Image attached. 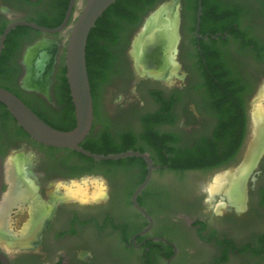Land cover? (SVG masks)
Here are the masks:
<instances>
[{
    "label": "flooded vegetation",
    "instance_id": "af4514ba",
    "mask_svg": "<svg viewBox=\"0 0 264 264\" xmlns=\"http://www.w3.org/2000/svg\"><path fill=\"white\" fill-rule=\"evenodd\" d=\"M84 2L73 0L63 31L44 33L17 25L6 35L0 50V86L58 129L75 126L72 115L61 112L66 98L63 86L67 83L64 53L73 12ZM165 2L155 0L148 8L137 6L132 21L122 24L113 40L110 36L94 40L97 93L92 127L83 139L89 137L106 148L112 143L133 142L137 150L148 154L153 167L136 201L151 218L149 229L143 232L149 220L131 202L133 191L148 171L143 158L130 156L138 159L123 164L128 171L124 183L117 181L102 197L82 203L80 198L52 190L48 196L47 191L55 184L92 173L83 172L85 164L73 153L75 150L46 146L29 137L0 102L1 158L5 163L7 153L25 157V177L36 186L35 194L48 200L45 203L52 208L34 245L26 243L31 235L23 245L9 247L11 250L0 246L11 264H92L94 252L85 256L80 250L87 242L116 245L122 250L120 257L99 252L97 258L105 262L97 260L94 264H264V153L251 170L247 168L241 207L220 199L222 193L210 196L209 190L201 197L183 198V192L162 181L165 173L180 176L223 166L243 148L247 134H251L249 107L259 76L254 66H264V19H245L242 0H201L197 25V0ZM174 2L179 40L175 57L173 49L170 57L175 68L163 77L145 73L137 69L132 41L157 7L172 10ZM69 3L70 0H0V35L17 20L57 27ZM44 39L56 44L48 96L22 87L25 51ZM236 60L246 64H237ZM230 134L240 136L231 158L227 154ZM198 151L201 156L203 151H215L217 156L208 162L219 163L211 168L177 169L187 160L185 157ZM7 187L4 168L3 193ZM218 201L225 202L220 210L215 208ZM208 202L213 203L205 214L198 207ZM188 213L194 215L187 216ZM0 242L5 245V240ZM55 245L58 249L53 252Z\"/></svg>",
    "mask_w": 264,
    "mask_h": 264
},
{
    "label": "bare ground",
    "instance_id": "6f19581e",
    "mask_svg": "<svg viewBox=\"0 0 264 264\" xmlns=\"http://www.w3.org/2000/svg\"><path fill=\"white\" fill-rule=\"evenodd\" d=\"M175 7L174 5L172 10L168 6L165 8L157 7L145 19L132 46L137 69L163 77L167 71L174 67L170 51L174 50L177 39L178 19L176 20L177 9L175 10ZM55 52L56 44L51 40L44 39L30 47V53H33L35 57L38 56L42 64L41 68L37 70L40 75L32 81L27 79L25 85L34 86L43 91L46 90L50 81V70ZM262 99H264V86L254 99L257 105L251 112L252 128L249 141L245 147L243 160L232 170L216 174L209 185L210 196L222 193L224 199L236 207H241L244 200L242 193L243 176L251 165L250 163L253 162V157L255 155L257 157L258 152L264 149V105L261 104ZM25 163L26 158L22 155L9 156L4 163L5 180L8 187L0 200V240H5L6 246L1 242L0 245L7 250H11L17 244L23 245V241L32 235L37 224L46 216L48 210L47 203L35 194L36 186L32 180L24 175L23 166ZM243 166L245 167L243 168ZM93 184L95 190L92 195L95 197L104 196L105 192L101 184L97 180H94ZM85 186L82 183H75L65 185L64 188L68 196L84 199L89 192ZM56 192L59 193L58 189H56ZM59 195L62 194L59 193ZM23 202L25 207H27L28 218L23 223L24 225L20 232L16 231L18 233L16 235L15 232L8 228L6 217L13 206L23 209V204H21ZM224 204V201L218 202L215 205L216 210H220Z\"/></svg>",
    "mask_w": 264,
    "mask_h": 264
},
{
    "label": "water",
    "instance_id": "95a60500",
    "mask_svg": "<svg viewBox=\"0 0 264 264\" xmlns=\"http://www.w3.org/2000/svg\"><path fill=\"white\" fill-rule=\"evenodd\" d=\"M115 1L117 0H85V2L80 5L79 10L73 12L74 22L72 23L69 34L67 36L64 53L65 76L75 115V126L73 128L68 130H60L54 128L53 126L42 120L13 92L1 86L0 102L5 105L6 109L15 119L17 124L28 134L29 137L43 145L57 148H70L82 153L85 156L91 157L94 160H117L130 156H138L143 158L148 164V171L144 180L133 191L131 195V202L134 207L137 208L149 220L148 226L143 230L144 232L149 229L152 221L146 210L137 203L136 196L138 192L146 185L150 178V173L153 166L148 154L135 150H126L118 153L98 154L90 152L80 146V142L83 141V139L89 134L93 122V101L85 60L87 36L91 28L95 25L96 20ZM72 6L73 0H70L64 19L57 27H45L33 21L26 20H17L9 23L0 35V50L2 48L3 41L6 35L17 25L29 26L44 33H56L63 31L72 13ZM200 13L201 0H197V25L199 22ZM178 40L179 32L177 25V39L174 45L173 52L174 57L177 52ZM23 62L25 65V71L22 77V87L26 90L41 92L44 95L48 96L49 85L47 86L45 91L37 89L34 86L25 85L27 79L32 81L40 75V72L37 70L38 68H41L42 64L38 56L35 57L33 53H30L29 47L25 51ZM263 153L264 149H262L258 153L253 166H255ZM253 166L250 168V170L253 168ZM3 170L4 162L0 155V199L3 194ZM219 198L224 199L222 195H220ZM0 262L1 264H11L7 256L2 251H0Z\"/></svg>",
    "mask_w": 264,
    "mask_h": 264
},
{
    "label": "rangeland",
    "instance_id": "374dc122",
    "mask_svg": "<svg viewBox=\"0 0 264 264\" xmlns=\"http://www.w3.org/2000/svg\"><path fill=\"white\" fill-rule=\"evenodd\" d=\"M166 1L167 2H165V4H168L172 0H170V1L166 0ZM242 1L244 2L245 8H246L245 11H244V18L245 19L246 18L250 19V17H253L254 19L255 18L264 19V1L263 0H242ZM175 4H176V2L173 3V5H175ZM176 17H178L177 14H176ZM177 19L178 18H176V20ZM59 49H60L59 54L62 56V44L59 46ZM261 52H263L262 49H261ZM239 63L245 65L246 61H240V62L237 61V64H239ZM249 65L253 66L252 63H250ZM254 67L259 72V76L257 78L258 81H257V83H256V85L254 87V90H253V93H252V96H251V99H252L251 100V106L249 107L250 113L252 112V109L257 105V102L254 101L255 97L257 96L259 90H261L262 87L264 86V82H262L263 79H264V66H259L258 65V66H254ZM261 104L264 105V99L261 100ZM248 137H250L249 134H247L246 141L244 142L245 144H244L243 148H241L240 152L237 154L236 158L233 161H231V162H229V163H227V164H225L223 166H220V167H217L215 169H212L210 171H206V172L205 171L204 172H186V173H183V175H180V176L177 175V174L175 175V174L165 173L164 174L165 176H163L164 178L162 180L163 183H165L167 185H171V188H174L175 191L183 192V196H182L183 198L184 197L188 198L189 196H192V197L199 196V197H201V195H204L205 192L207 190H209V185L213 181V178H214V176L216 174L224 172V171L232 170L233 168H235L241 162V160L243 158V155H244V152H245L246 144L249 141ZM11 155L12 154H9V153L6 154L7 157H9ZM26 157L30 158L29 156H26ZM255 158H256V155L253 157V159H252L253 162L250 163L251 165L249 166V168L254 165L255 160H256ZM99 170L101 171V169H99ZM100 171L92 173L90 175L86 174V175L80 177L79 179H73V180H70V181H68L66 183H62V184L57 183V184H55L52 188H50L47 191V194H48V196H50L49 194L52 193L51 190L52 191H56V189H58L59 193H61L62 195H67L66 192H65V188H64L65 185L75 184V182H77L79 184L82 183V185L84 184V186L86 185L85 187H86L87 191H89L87 197H85L84 199H79V200H81V201L82 200L83 201H86V200L91 201L92 199L96 198L95 196L92 195L93 191L95 190V188H94L95 186L93 184L94 180H97L98 183L101 184L102 189H103L104 192H107L108 188H111V187L114 188L117 185V180L116 179H111L107 175H105L104 173H100ZM246 174H247V171L245 172V174L243 176V181H244V179L246 177L245 176ZM119 181H121V179H119L118 182ZM177 181L181 182V183L177 184L178 183ZM121 182L123 184L124 180L121 181ZM178 185H180V186H178ZM90 190H92V191L90 192ZM51 200L53 201V197H52ZM45 201L48 202V200H46V199H45ZM212 203L213 202L205 203L204 205H200V207H198V208L201 210V212H203L205 214H208L209 213V206ZM21 204H23V207H24L23 209H21V208H19L17 206H14V207H12L9 210L8 215L6 217L7 218V226H8V228L11 231L15 232L16 235H18V233L20 232V229L24 225L23 223L28 218L27 207H25V203L24 202L21 203ZM47 209L48 210H47L46 216L37 224L36 228L34 229V231L32 233V237L28 240V242H27V244L29 243L28 246L34 245V243L38 240V235H39V232H40V229H41V225L51 215V212H52L51 206H48ZM192 215H194V213L193 214H189L188 213L187 216H192ZM91 229L93 230V232L96 230V228L94 226L91 227ZM106 245L101 246L99 242H87V243H85V247H81L80 250H82V254L85 255V256L89 255L90 251L94 252L93 253L94 255H93V258H92V261H91L92 264H94V262H97V260L99 262H105V259H103L101 257L97 258L99 252H101V255H103L104 252H106V254L111 255L113 257H117V256L120 257L121 256V253H122L121 251L122 250H121V248L119 246L110 245L109 244L107 247H105ZM55 246L56 247L53 248L54 249L53 252L56 249H58V246L57 245H55Z\"/></svg>",
    "mask_w": 264,
    "mask_h": 264
},
{
    "label": "trees",
    "instance_id": "16d2710c",
    "mask_svg": "<svg viewBox=\"0 0 264 264\" xmlns=\"http://www.w3.org/2000/svg\"><path fill=\"white\" fill-rule=\"evenodd\" d=\"M154 1L155 0H117L102 13V15L96 20L95 25L89 31L86 41V48H85V60H86V69H87L92 101H95L96 93H97L96 85L94 83L95 72H96L95 60L97 56L96 48L94 46V40L99 36H105V37L110 36L109 38L112 39L117 33V30L122 26V24L130 23L132 21L133 12L137 8V6L142 4L143 6L145 5V7L147 6L148 8L149 6H152V4H154ZM149 3L152 4L149 5ZM204 10H206V7L204 8ZM64 11L65 8L61 12V16L62 14L64 15L65 13ZM193 19H194V15H193ZM63 93L65 94L66 98L63 99L65 107L62 109L61 112L66 113L67 115H72L73 121H75L73 117L74 108L71 102L69 89L67 87L66 81L63 86ZM3 107L5 106L3 105ZM5 112L8 116L12 118L9 111L6 110ZM95 113L97 114L96 109H95ZM6 114L4 116L5 121H7ZM73 127L74 126H72L71 128ZM60 130H68V129H60ZM228 138H229L228 139L229 151L227 154L229 155V158H231L233 157V155L235 154L238 148V145L240 143V136H238L237 134L235 135L230 134ZM80 146L90 152L98 153V154L118 153L126 150L140 151L134 147L135 144L133 142L118 143L115 145L112 143L110 144L109 148H106L105 146H103V144H101L102 147H100L99 144L96 143V141L95 142L91 141L89 137H87L83 142H81ZM231 147L234 150L231 151ZM73 153H75L79 158V160L83 161V163L85 164L83 172L95 173L100 171L99 169H101L100 172L104 173L111 179H116L117 181L119 179L122 180L128 176L127 174L128 171L126 169V166H124L123 164H125L127 161L138 159V157H125L117 160H94L91 157L85 156L80 152L73 151ZM215 156H217V153L215 151H211V153L209 151H203L202 156L200 151L192 152L189 157H185L187 160L183 161L184 164L180 167H177V169L186 170L191 168L196 169V168H204V167L211 168L212 166L214 167L219 162L211 163L208 162V160H210V158H213Z\"/></svg>",
    "mask_w": 264,
    "mask_h": 264
},
{
    "label": "clouds",
    "instance_id": "9594fccd",
    "mask_svg": "<svg viewBox=\"0 0 264 264\" xmlns=\"http://www.w3.org/2000/svg\"><path fill=\"white\" fill-rule=\"evenodd\" d=\"M87 201H83L82 203H86Z\"/></svg>",
    "mask_w": 264,
    "mask_h": 264
}]
</instances>
